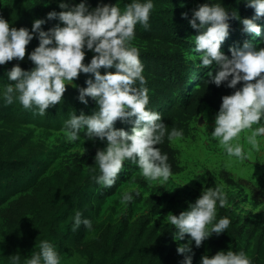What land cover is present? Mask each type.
<instances>
[{
	"label": "clouds",
	"instance_id": "clouds-1",
	"mask_svg": "<svg viewBox=\"0 0 264 264\" xmlns=\"http://www.w3.org/2000/svg\"><path fill=\"white\" fill-rule=\"evenodd\" d=\"M246 6L253 8L255 15L240 20L242 31L260 36L261 26L255 21L264 17V0H246ZM58 7L62 11L47 12L45 18L32 22L31 29H17L0 16V65L14 58L23 60L26 45L34 36L39 41L28 53V60L34 65L31 70L15 64L7 71V79L14 83L4 86L5 103L18 100L25 109L35 106L37 113L44 116L48 108L62 101L66 85H72L77 89L76 98L80 103L87 106L86 97L91 98L98 110L90 115L83 111L77 115L73 110L64 124L67 140L78 141L84 129L88 140L106 142L103 150L96 151L94 163L98 165L99 174L92 175L91 179L111 188L124 162L130 161L147 180L167 181L173 175L168 154L154 146L162 144L166 135L169 141L182 140L183 130L173 127L169 131L161 113L147 107L149 89L145 86L144 65L139 49L131 43L137 24L146 30L150 27L153 0H131L123 11L109 4L92 8L87 0H80L78 4L61 0ZM182 17L187 19L188 13H182ZM230 18L239 19L233 13L229 16L221 0L219 3L207 0L192 9L188 22L197 31L193 51L198 56L190 58L199 59L200 68L215 62V75L211 71L207 73L210 81L217 87L224 84L234 90L221 97L210 135L229 159L243 164L264 149V123H261L264 121V48L257 49L245 41L242 46L230 47L231 55H225L220 48L229 35ZM50 20L59 23L43 30L41 26ZM86 51L94 53L87 64L83 63ZM101 67L105 69L104 74L100 72ZM109 68L115 71H107ZM80 73L92 74L85 80L86 87L73 84ZM238 82H243L239 88ZM117 120L131 124L130 133L115 128ZM90 170L96 172V168ZM224 188L223 183L208 187L187 210L167 216V221L176 229L173 238L184 241L186 234L188 237L185 243L178 244L177 253L183 256L179 264H192L193 241L200 247L213 233L219 235L229 227V217L216 219L217 208L229 206ZM140 194L139 186L129 188L121 193V202L130 203ZM72 221V231L82 224L89 230L93 227L92 221L80 211L75 212ZM9 264H61V255L54 244L41 240L39 251L23 261L19 254L11 255ZM200 264H253V261L243 250H220L211 257L202 256Z\"/></svg>",
	"mask_w": 264,
	"mask_h": 264
},
{
	"label": "rangeland",
	"instance_id": "rangeland-1",
	"mask_svg": "<svg viewBox=\"0 0 264 264\" xmlns=\"http://www.w3.org/2000/svg\"><path fill=\"white\" fill-rule=\"evenodd\" d=\"M60 2L61 0H0V16L9 23L13 18L14 27L17 29L20 27L31 29L32 22L38 18H45L47 12L62 11L58 7ZM66 2L78 4L80 0H66ZM206 2L207 0H169L160 5L162 9L172 10L174 16L183 25L177 50L183 63L194 69V77L201 74V69L211 68L215 64L213 62L210 66L200 68L197 66L200 60L193 61L190 58L198 56L193 51L194 36L197 35V31L191 28L188 19L191 18L192 9ZM210 2L212 3L213 0ZM87 3L92 8L99 4L93 0H87ZM243 3L246 6V2ZM249 9L252 13L248 18H252L255 12L253 8L249 7ZM182 13H188V18L182 17ZM255 22L261 26L260 36L244 33L243 25L239 24L236 28V36L229 33L222 42L220 50L225 52L232 46H242L245 39H249L250 36L264 41V17ZM57 23H59L57 20H50L41 27L46 31ZM131 43L139 49V58L144 65L143 73H146L150 64L143 61L144 55L157 49L158 43H146L136 38ZM38 44L39 41L34 36L26 45L25 57L20 61L31 62L28 60V53ZM92 55L94 53L86 51L83 63H88ZM11 61L17 60L14 58ZM111 69L115 71L114 68ZM100 72L103 74V67ZM91 75L80 73L78 78L73 80V84L86 87L85 80ZM146 81L145 86L148 88L150 77H147ZM2 87L4 89V86ZM148 89L149 94L151 89ZM76 94L75 87L66 85L62 101L48 108L44 116H40L37 111L0 112V158H27L37 162L32 163L30 172L13 186L14 193L11 199L25 194H37L41 197L49 187L53 186L56 190H61L66 184L68 171L75 165H80L82 168L81 179L90 167L96 168L99 174L94 157L97 149L103 150L106 147V142H101L99 139L88 140L84 136V129L81 130L80 139L75 142H69L64 133V124L73 112L71 105L75 101ZM217 112L203 105L198 115L189 123V134L182 140L170 141L171 147L176 151L179 171L167 181H149L135 164L125 161L122 170L118 173L116 184L111 188L102 185L93 187V196L89 199L92 210L86 214L91 219L93 227L91 230L87 229L84 239L86 241L94 239L103 226L113 224L122 218L127 219L130 224L135 220H145L148 225L168 226L177 249L178 244L185 243L188 237L186 234L184 241H176L174 239L176 229L167 221V216L169 213L179 215L180 212L187 210L189 204L193 203L203 190L211 187L209 180L211 176L216 186L220 183L225 185L224 190L229 205L224 208L225 216L230 218V225L239 228L240 232L231 234L225 230L219 235L213 233L202 242L200 247H196L193 241L192 264H200L202 256L211 257L220 250L235 252L243 250L252 261L256 262L255 264H264V149L254 153L252 159L246 160L243 164L236 162L234 158L229 159L219 147L218 141L212 139L210 135L214 130ZM114 127L123 128L130 133L132 125L117 120ZM136 186H139L141 194L130 203H122L121 193ZM254 198L259 202L256 203ZM6 205L7 203L0 209L5 208ZM216 219L219 220L218 208ZM30 220L31 216L27 215L23 219L22 226H28ZM8 231V227L0 217V264H9V260L4 257V243ZM32 253L33 250H28L25 258L30 257ZM178 255L183 259L182 255ZM85 263L86 258L73 248L66 249L61 255V264Z\"/></svg>",
	"mask_w": 264,
	"mask_h": 264
},
{
	"label": "trees",
	"instance_id": "trees-1",
	"mask_svg": "<svg viewBox=\"0 0 264 264\" xmlns=\"http://www.w3.org/2000/svg\"><path fill=\"white\" fill-rule=\"evenodd\" d=\"M99 4L118 6L121 11L131 0H93ZM169 0H153L154 8L150 13L149 25L146 30L137 24L135 38L139 41L150 43L157 42L158 48L144 55V62L150 66L143 73L145 78L150 77L148 88L149 107L162 115V121L171 131L173 127L182 129L184 136L190 132L189 123L198 115L203 105L209 109L218 111L221 97L231 94L234 90L222 84L217 87L207 76L209 71L215 75L217 66L201 69V74L194 77V69L183 63L177 45L182 36L183 25L176 18L172 10H165L161 4ZM246 0H221L222 6L237 18H230L229 33L237 34V26L240 20L248 18L252 13L243 2ZM213 0L212 3H219ZM10 25L14 27L12 18ZM246 41L251 42L257 49L264 48V41L250 36ZM230 56L229 50L223 52ZM15 64L24 70H31L34 65L29 61H11L0 65V112L16 113L19 111L36 112L35 106L25 109L18 100L12 104H6L3 97V87L8 83H14L7 79V71ZM87 64V63H85ZM107 71L113 72L111 68ZM105 69L103 68V74ZM254 82V81H253ZM243 82H238L237 88ZM139 87V82H137ZM78 92L76 94V97ZM85 106L77 98L71 108L77 115L81 111L90 115L98 110V105L91 98ZM159 147L162 152L168 154V162L172 166L173 175L178 173L176 151L171 147L167 135ZM32 162L27 158L3 159L0 158V207L7 203L6 207L0 209V217L9 231L5 237L4 257L10 261V256L19 254L23 259L28 250L39 251V242L48 240L54 244L57 251L62 255L68 248H73L78 254L86 258L85 264H179L182 258L178 255L175 244L171 238L168 226L158 227L148 225L145 220H135L129 223L122 218L113 224H107L101 228L98 235L89 241L84 239L87 228L82 224L76 231H72V217L76 211H80L83 217L92 210L89 199L93 196V187H97L90 169L82 176L80 165L73 166L67 174L66 184L61 190L56 187L49 189L41 196L37 194H25L16 199H11L14 193L13 186L27 173L30 172ZM212 188L216 185L213 178L209 177ZM11 199V200H10ZM254 201H259L254 198ZM31 216L28 226H22L23 219ZM219 218L225 216V209L218 207ZM90 219V218H88ZM91 220V219H90ZM228 233L237 234L239 228L231 224L226 229ZM256 262L253 261V264Z\"/></svg>",
	"mask_w": 264,
	"mask_h": 264
}]
</instances>
